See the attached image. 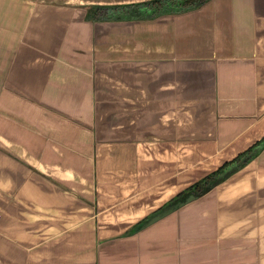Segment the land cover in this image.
Returning <instances> with one entry per match:
<instances>
[{"label":"crops","instance_id":"obj_1","mask_svg":"<svg viewBox=\"0 0 264 264\" xmlns=\"http://www.w3.org/2000/svg\"><path fill=\"white\" fill-rule=\"evenodd\" d=\"M146 1L0 0V264H264V146L128 232L264 137V0Z\"/></svg>","mask_w":264,"mask_h":264},{"label":"trees","instance_id":"obj_2","mask_svg":"<svg viewBox=\"0 0 264 264\" xmlns=\"http://www.w3.org/2000/svg\"><path fill=\"white\" fill-rule=\"evenodd\" d=\"M206 0H150L143 2L141 5H145L149 9V13H146L144 17L164 14V13H178V12H184L193 8H197L201 4H203ZM136 6V4H135ZM133 16H119L114 17L111 16V19H124V18H132ZM264 140V137L260 139L257 143L254 145L248 147L244 152L240 153L237 157L234 159L224 163L222 166L218 167L215 171L212 173L206 175L202 179L198 180L197 182L193 183L190 187L185 189L184 191L180 192L178 195L173 197L172 199L180 196L185 191H194L198 195L203 194L207 190H209L212 186L211 183L216 181V179L221 175V173L224 171V169L233 161H236L243 157L244 155H249V158H252L255 153L254 151H258L260 148V143ZM171 199V200H172Z\"/></svg>","mask_w":264,"mask_h":264},{"label":"water","instance_id":"obj_3","mask_svg":"<svg viewBox=\"0 0 264 264\" xmlns=\"http://www.w3.org/2000/svg\"><path fill=\"white\" fill-rule=\"evenodd\" d=\"M140 11L148 13L149 9L147 6H142L139 8ZM260 148L258 151H254L253 153H258L262 147L264 146V140L260 143ZM249 158V155L241 157L238 161L234 162L229 168L225 169L221 175L211 183V186L218 184L219 182L226 179L229 175H231L233 172L237 171L240 167L243 166L244 163H246V159ZM201 195V194H200ZM199 195L195 193L194 191H185L180 196L170 200L168 203H166L164 206H162L160 209H158L156 212L150 214L148 217H146L144 220L139 222L136 226H134L132 229H130L128 232H134L139 231L150 224L158 221L162 217L168 215L169 213L175 211L176 209L180 208L181 206L185 205L186 203L196 199Z\"/></svg>","mask_w":264,"mask_h":264},{"label":"rangeland","instance_id":"obj_4","mask_svg":"<svg viewBox=\"0 0 264 264\" xmlns=\"http://www.w3.org/2000/svg\"><path fill=\"white\" fill-rule=\"evenodd\" d=\"M3 125H4V129L0 130V132H2V134L5 133L7 130V127H6L7 124L4 122Z\"/></svg>","mask_w":264,"mask_h":264}]
</instances>
